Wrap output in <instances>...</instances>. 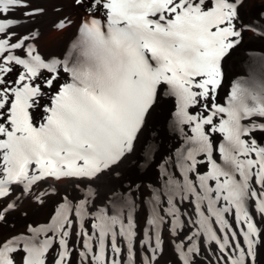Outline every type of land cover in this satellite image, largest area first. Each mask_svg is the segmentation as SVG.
Returning <instances> with one entry per match:
<instances>
[{
  "label": "snow or ice",
  "instance_id": "obj_1",
  "mask_svg": "<svg viewBox=\"0 0 264 264\" xmlns=\"http://www.w3.org/2000/svg\"><path fill=\"white\" fill-rule=\"evenodd\" d=\"M0 264H264V0H0Z\"/></svg>",
  "mask_w": 264,
  "mask_h": 264
}]
</instances>
